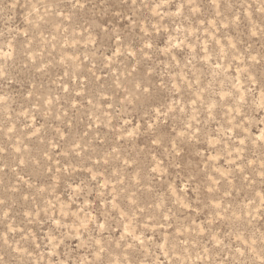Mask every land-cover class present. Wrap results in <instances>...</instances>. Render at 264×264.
I'll return each instance as SVG.
<instances>
[{
  "label": "rangeland",
  "instance_id": "374dc122",
  "mask_svg": "<svg viewBox=\"0 0 264 264\" xmlns=\"http://www.w3.org/2000/svg\"><path fill=\"white\" fill-rule=\"evenodd\" d=\"M0 264H264V0H0Z\"/></svg>",
  "mask_w": 264,
  "mask_h": 264
}]
</instances>
